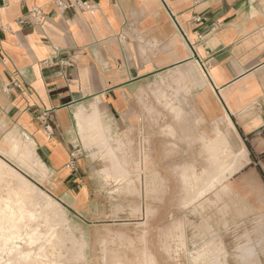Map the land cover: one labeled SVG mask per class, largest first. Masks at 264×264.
Segmentation results:
<instances>
[{
	"label": "crops",
	"instance_id": "obj_1",
	"mask_svg": "<svg viewBox=\"0 0 264 264\" xmlns=\"http://www.w3.org/2000/svg\"><path fill=\"white\" fill-rule=\"evenodd\" d=\"M62 1L0 0V148L33 142L52 193L76 205L94 180L120 178L100 164L147 162V210L162 227L173 212L201 238L226 229L232 264H264V0ZM184 163L209 181L173 209Z\"/></svg>",
	"mask_w": 264,
	"mask_h": 264
},
{
	"label": "rangeland",
	"instance_id": "obj_2",
	"mask_svg": "<svg viewBox=\"0 0 264 264\" xmlns=\"http://www.w3.org/2000/svg\"><path fill=\"white\" fill-rule=\"evenodd\" d=\"M170 135L176 138L174 131ZM16 142L32 155L30 141ZM179 150L177 147L172 152L179 155ZM15 157L11 147L0 148V159L46 199L45 208L55 222L50 228L41 222L34 223V216L27 214L18 193L0 191V264H232L226 229L201 238V232L205 235L207 229L188 227L177 213H171V227H162L157 219L159 214L147 210V182L142 180L147 162L134 166L117 154L123 163L100 164L98 170L110 167L120 178L110 182L108 188L94 180L96 194L81 196L76 205L73 200L52 193L48 170L45 175L31 159L25 163ZM110 160L117 161L112 155ZM181 166L180 178L179 168H172L173 209L202 198L195 193L209 181L203 178L205 175L197 176L194 166ZM136 172L137 188L130 179ZM229 248L234 247L231 244ZM238 264L254 263L242 259Z\"/></svg>",
	"mask_w": 264,
	"mask_h": 264
},
{
	"label": "bare ground",
	"instance_id": "obj_3",
	"mask_svg": "<svg viewBox=\"0 0 264 264\" xmlns=\"http://www.w3.org/2000/svg\"><path fill=\"white\" fill-rule=\"evenodd\" d=\"M95 108L98 109L96 106H95ZM82 112H85V111H82ZM82 112H81V114H84ZM81 116H83V115H81ZM81 116H79L78 118L81 119ZM81 121H82V119H81ZM31 143H32L30 145V147H32V149H31L32 155L31 156H30L29 150H27V149L24 150L25 149L23 147L24 145H21L19 142H16V141L11 143V154L15 155L16 156L15 158H18L20 161H23L25 163H29L30 159H31L32 161L35 162L36 167L39 170H41L43 174L47 175L48 169L44 166V164L41 162V160L37 157L38 155H36L35 145L33 142H31ZM220 159H222V157ZM9 167L10 166H7V164L0 159V191H2V192L8 191V192L18 193L20 195L22 202H24V207L27 210V214H31V216H34V219H35L34 223L39 224L41 222V223L45 224L46 226H49V228H50L52 226L51 225L52 222H55V221L52 220L47 213V210L45 207H47L48 203H47L46 199L42 195H40V194L38 195V193L35 191V189L32 186H30L28 184V182H26L17 172H15L11 167L10 168ZM191 177L193 178V176H191ZM188 179H190V177ZM199 179H200V177H199ZM198 181H200V180H197V182ZM196 185H198V184H196ZM190 187H192V186H190ZM31 219H32V217H31ZM36 221H38V222H36Z\"/></svg>",
	"mask_w": 264,
	"mask_h": 264
},
{
	"label": "built area",
	"instance_id": "obj_4",
	"mask_svg": "<svg viewBox=\"0 0 264 264\" xmlns=\"http://www.w3.org/2000/svg\"><path fill=\"white\" fill-rule=\"evenodd\" d=\"M20 1H23V0H20ZM54 1L60 9L66 8V5L63 3L62 0H54ZM71 8L79 9L81 11H93L95 9L93 5H91L88 2L82 1V0H76L75 3L71 6ZM27 17L33 20L39 26H43L46 22V18L44 14L42 13L41 9L39 8H34L27 15ZM48 62H45L44 64H47ZM18 85L19 83L17 81H13L10 86L6 87L5 92L7 94H10L12 91V88L17 87ZM41 119H42V126H43L44 133L48 136L52 135L53 132H52L50 125L48 124L47 118L43 116L41 117ZM79 156L80 155L78 152H74L71 154V162L68 166L70 169L72 170L76 169V160L79 158Z\"/></svg>",
	"mask_w": 264,
	"mask_h": 264
}]
</instances>
